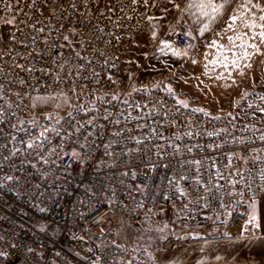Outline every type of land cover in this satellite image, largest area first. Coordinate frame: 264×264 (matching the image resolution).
I'll list each match as a JSON object with an SVG mask.
<instances>
[{
    "label": "snow or ice",
    "instance_id": "6c2138e0",
    "mask_svg": "<svg viewBox=\"0 0 264 264\" xmlns=\"http://www.w3.org/2000/svg\"><path fill=\"white\" fill-rule=\"evenodd\" d=\"M0 25L14 29L8 33V42H4V29L0 28V61L12 70L6 71L0 64V190L15 192L21 183L39 189L42 185L32 184V178L48 181L54 177L58 181L65 173L76 172L80 177L77 188L83 187L82 197L90 202L96 198L93 211L99 213L103 206L104 215L98 224L108 222L109 213L115 215L117 209H123L117 230L108 233L115 238L97 245L100 254L89 249L93 252L90 264H187L189 249L175 251L179 242L187 240L195 242V264H229L230 254H222L217 247L221 242L264 240V235L258 234L264 226V128L255 124L237 128V117L231 112L227 113L231 130L217 128L212 122L225 117L213 116L203 107L190 108V102L180 99L171 84L156 83L151 87L163 88L178 105L176 113L189 109L190 116L199 113L208 117L207 123H193L189 118L181 125L175 113L170 117L168 112L158 111L162 119H152V111L143 113L147 104L121 101L119 93L111 94L107 101L104 95H97L82 104L79 100L87 85L80 83L77 91L78 82L99 77L95 64L116 67L119 56L109 51L116 48L114 41L122 44L123 33H127L139 47L136 37L145 30L148 42L155 45L153 55L171 54L193 65L202 63L203 76L223 82L218 87L238 86L235 77L250 74L257 58L264 57V0H0ZM161 29L164 36L183 37V42L162 38ZM207 36L211 39L205 40ZM200 40H205L203 47L207 50L203 61L196 59ZM144 55L147 57V53ZM259 63L264 65V59ZM89 69L92 71L86 77ZM41 77H51L52 83H44ZM261 77L264 83V72ZM108 79L118 83L111 75ZM128 79L134 80L131 73ZM193 79L198 81L195 87L207 96L211 86L200 77ZM129 88L127 96L150 91L149 86L135 87L134 83ZM251 95L245 90L241 100L247 101ZM257 98L261 104L248 103L247 107L255 106L264 117V95ZM97 101L111 107H116L112 101H121L141 114L132 115L124 109L113 113L109 107L101 111ZM234 106H239V101ZM20 112H26L27 118ZM256 112L252 119L257 118ZM134 121L138 123L129 127ZM165 125L177 131L165 136ZM134 131L141 134L133 135ZM236 131L250 135L236 136ZM204 137L211 142L200 143ZM154 139L159 142L153 143ZM227 144H236L240 150L224 154L227 163L223 167L228 170L225 175L218 158L198 153L215 152ZM101 148L102 156L96 158L95 152ZM136 157L139 164L134 163ZM234 161L241 166L236 167ZM28 168L33 171L27 172ZM138 178L137 183L128 182ZM122 196L130 198L131 204ZM227 198L232 199L226 202ZM165 202H171L175 213V220L170 222L156 219L163 215ZM177 202L182 207H177ZM212 205H218L223 213L214 220L212 216L207 219L225 226L237 208L245 209L239 213L245 219L236 236L220 232L218 227V234L187 231L188 224L182 225L185 231L177 232L178 222L191 219L193 208L207 209ZM39 211L47 209L41 207ZM221 214L226 219L221 220ZM10 246L18 247L15 243ZM33 251L27 248L28 253ZM9 255L0 250L3 261ZM108 255L113 260L107 261Z\"/></svg>",
    "mask_w": 264,
    "mask_h": 264
},
{
    "label": "built area",
    "instance_id": "2783aa9c",
    "mask_svg": "<svg viewBox=\"0 0 264 264\" xmlns=\"http://www.w3.org/2000/svg\"><path fill=\"white\" fill-rule=\"evenodd\" d=\"M102 24L107 23V21H101ZM14 29L11 28L10 32ZM131 29H129L130 31ZM123 43L115 42L116 48L109 49L110 52H115L119 59L115 61L116 67H101V64H95L94 69L100 75L98 78L84 79L78 82L77 91H80V83L86 84L87 87L83 89L85 93H91L88 97L91 101L95 99L98 95H104L105 100L110 99L111 94L119 93L121 94V101L124 99L129 100V102L135 101L141 106L147 104V108H143V113H148L152 111V119L161 120L162 117L157 115L156 112L164 113L168 112L169 116L172 117L175 113L174 118L177 120L178 124H186L190 118L193 123L199 120H203L207 123L208 117H204L202 114H195L190 116L189 109H181L179 113H176V108L178 105L175 101L166 94L164 91L160 90H150L147 93L140 95H133L131 97H126L125 93L129 91V85L131 81H126L119 75V70L123 60L122 52L124 44L130 39L127 33H123ZM164 39L175 40L177 43L183 42V37H167L164 33L161 35ZM8 38L4 42H8ZM198 45V43H197ZM1 46H3L1 44ZM18 51L22 49L17 48ZM8 63H11L8 57H5ZM21 63L24 61L21 60ZM0 64H4L6 71H12L8 68V64L4 61H0ZM92 69H89L85 76L87 77ZM21 76H25V73H20ZM37 76L40 74L37 73ZM111 75L113 80L118 81V83L113 84L108 76ZM98 79V83H97ZM44 83L51 84V77H41ZM35 83V80L32 81ZM69 83H71L69 81ZM16 88V85H12ZM71 92L69 91V94ZM96 93V94H95ZM94 94V96H93ZM107 94V95H105ZM15 99V97H13ZM121 101H112V104L116 107H111L107 103H100L97 101V106L101 111L105 107H109L110 110L115 113L120 109L126 111H131L132 115L141 114L135 109H129ZM192 108V107H190ZM155 109L156 111H153ZM90 115H95V113H89ZM20 115L27 118L26 112H20ZM79 118V117H78ZM151 123V121H147ZM136 121L129 124V127H133ZM139 123H144L140 121ZM215 127L223 128V126L218 121L212 122ZM248 125H252L247 123ZM245 124L237 126V128H242ZM155 126V125H153ZM264 128L262 126H258ZM109 127H112L109 125ZM123 127V124L120 125ZM231 130V127H229ZM161 130V129H158ZM165 136H171L177 131L176 128L165 127L162 129ZM208 130H211V125H208ZM141 133L134 131L133 135H140ZM127 135V133H126ZM236 136H248L250 133H242L240 131L234 132ZM159 141L153 140V143H158ZM187 142V141H186ZM207 137L200 140V143L207 144L210 143ZM128 147H134L132 144H128ZM255 147V145H252ZM239 147L236 144H227L224 148L218 149L215 152H205L201 151L198 153L199 156L210 155L213 158H218L217 162L220 164L221 169H224V165L227 163L225 153L239 151ZM103 149L95 152V157L100 158L102 156ZM264 155V153H261ZM134 163L139 164V157L134 159ZM236 167H240L241 163L239 161H234ZM249 163L251 164V157H249ZM78 169V165L76 166ZM7 171V168L4 169ZM27 172L33 171L31 168L26 170ZM60 171V170H57ZM19 175V173H17ZM80 177L76 172L65 173L62 179L56 181L54 177H50L48 181H38L35 178L31 179V183L35 184L39 182L42 186L39 189L30 187L29 185H24L21 183L15 190V192H10L7 190H0V236L4 237L3 241H0V250L9 252V257L7 261L0 259V264H90V258H93V252L100 254V250L97 245H102L104 243L110 242L114 239V235H109V232H113L117 226L118 220L121 218V213L123 209H117L115 215L109 213L108 222L103 224H98L97 220L100 216L104 215L103 206L99 213L94 212L93 209L96 207L94 201L95 197L89 198L82 197L83 187L77 188V181ZM129 183L139 182L128 181ZM223 183V181H221ZM239 187V185H237ZM19 192L20 195L17 196L15 193ZM43 192V195L40 193ZM260 194L258 193V196ZM81 199L85 200L84 204H80ZM126 203L131 204V200L128 197H121ZM232 198H227L226 202ZM45 208L47 211L41 212L39 208ZM177 207H182L180 202H177ZM165 211H168L171 218L175 220V213L172 208L171 202L164 203ZM243 207L237 208L233 213L232 217L228 220V224L221 225L219 221L213 224L218 213H223V210L219 208L218 205H212L209 208H193L191 212V219L183 220L186 224L193 228H200L206 232L216 233L217 227L220 232L228 231L231 233L232 229L237 227H242L244 223L243 217L239 213L244 212ZM183 215V214H182ZM207 216H212L213 220L207 219ZM220 219H226L224 215H220ZM199 224L201 227H196ZM43 226L44 230L41 231ZM101 228L104 231H101ZM218 234V233H216ZM232 234V233H231ZM83 237V239H80ZM17 244L16 249L11 248V244ZM31 247L34 249L32 253L27 252V248ZM92 249L93 252H90ZM115 251V250H113ZM107 261L113 260L111 255L106 256Z\"/></svg>",
    "mask_w": 264,
    "mask_h": 264
},
{
    "label": "rangeland",
    "instance_id": "374dc122",
    "mask_svg": "<svg viewBox=\"0 0 264 264\" xmlns=\"http://www.w3.org/2000/svg\"><path fill=\"white\" fill-rule=\"evenodd\" d=\"M0 28L4 29L5 41L8 38V33H10L12 26L5 27L0 25ZM162 33L163 29H161V34ZM136 39L140 42L139 47H136L135 42L131 39H129L123 47V60L119 70V75L123 79L130 81L128 77L131 73L134 78V80L131 81V84L134 83L135 87L149 86L150 90L164 91L162 87L160 89L151 87L156 83H160L161 85L171 84L180 99H187L190 102V107H203L213 116L220 115L225 117V119L218 121L223 127H231L227 121V113L229 112H231L233 116L237 117V120L235 121L237 126L249 123L264 127V117H261L260 114L256 112L255 106L253 108L247 107L248 103H252L253 105L262 103L257 97L258 95H264V83H262L261 77V72H264V65L259 63V60L264 59V57L257 58V63L254 65L250 74L246 75L244 78H240L238 76L235 77L238 81V86L227 89L217 86L214 90H211L207 96H205L203 92L195 87L197 81L193 79V77H200L201 75V72L198 69L200 63L193 65L190 61L172 57L171 54L168 56H160L159 53L153 55L155 52V45L148 42L146 30L142 36H137ZM207 39H211V37L207 36L205 40ZM205 40L198 41L196 54V59L198 61H202L203 54L207 51L203 47ZM145 53H147V57H145ZM129 60L133 61V63H128ZM181 77L183 79H180ZM185 80H187V83L184 82ZM245 90L252 93V95L247 98V101L241 100V93ZM69 95H72V93ZM90 96L91 93L83 92L79 103L87 104L91 101L88 98ZM126 97L131 96L126 95ZM235 101H239V106H234ZM73 102H77L75 96H73ZM254 112H256V119H252V114ZM142 214L143 213L141 212V215ZM124 218L127 219V217ZM156 219L164 222L174 220L171 218L168 211H164L163 215L157 216ZM178 224L180 227H177V232L185 231L182 225L186 223L179 221ZM116 230L117 226L113 233ZM187 231L200 232L204 234L208 233L203 229L193 228L190 226ZM190 241L191 240L179 242V245L175 247V251H181V248H184L186 243Z\"/></svg>",
    "mask_w": 264,
    "mask_h": 264
},
{
    "label": "crops",
    "instance_id": "0c3cea01",
    "mask_svg": "<svg viewBox=\"0 0 264 264\" xmlns=\"http://www.w3.org/2000/svg\"><path fill=\"white\" fill-rule=\"evenodd\" d=\"M198 69L201 72L200 79L203 80L204 84L210 85L211 90H214L217 87V84L221 83L214 82L213 80H210L207 77L203 76L202 63H200ZM217 71H220V69H217ZM262 210H264V206H262ZM262 224H264V221H262ZM241 229L242 227H240V231ZM258 234L264 235V226H262L260 233ZM208 238L211 239L210 236ZM217 247L221 250L222 254L226 256H229L230 254L229 264H264V240H240L232 243L221 242ZM184 248H188L189 252L191 253V256L188 258L187 264H195V258L197 255L195 242H187Z\"/></svg>",
    "mask_w": 264,
    "mask_h": 264
},
{
    "label": "bare ground",
    "instance_id": "6f19581e",
    "mask_svg": "<svg viewBox=\"0 0 264 264\" xmlns=\"http://www.w3.org/2000/svg\"><path fill=\"white\" fill-rule=\"evenodd\" d=\"M239 232H240V227H237V228L231 230V233H232L233 235H236V234H238Z\"/></svg>",
    "mask_w": 264,
    "mask_h": 264
}]
</instances>
